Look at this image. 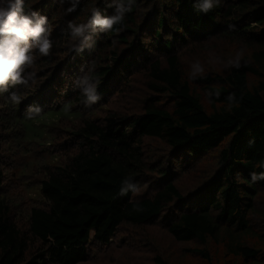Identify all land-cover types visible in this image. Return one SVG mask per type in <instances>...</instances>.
Segmentation results:
<instances>
[{
  "label": "trees",
  "instance_id": "1",
  "mask_svg": "<svg viewBox=\"0 0 264 264\" xmlns=\"http://www.w3.org/2000/svg\"><path fill=\"white\" fill-rule=\"evenodd\" d=\"M29 3L49 17L53 49L19 105L0 97V129L32 121L29 106L80 114L53 143L60 162L41 174L43 204L23 225L0 144V264H170L154 246L166 237L205 264H264V180H251L264 172V0H220L208 14L195 0H140L120 33L97 35L83 53L71 51L67 27L86 22L94 0L68 14L57 0ZM241 47L247 66L215 62ZM197 60L205 73L193 81ZM90 63L101 100L85 108L73 82ZM209 92L219 93L211 103ZM127 176L140 193L119 195Z\"/></svg>",
  "mask_w": 264,
  "mask_h": 264
},
{
  "label": "clouds",
  "instance_id": "2",
  "mask_svg": "<svg viewBox=\"0 0 264 264\" xmlns=\"http://www.w3.org/2000/svg\"><path fill=\"white\" fill-rule=\"evenodd\" d=\"M58 4L64 8V13L68 14L76 11L81 0H57ZM99 0H94L93 7L86 22H69L67 35L72 42L71 51L83 53L86 49H91L95 44V37L101 33H120L125 25L126 19L134 9L138 8L140 0H104L107 7L113 9L111 16L101 13L95 6ZM220 4V0H195L194 7L201 13L208 14ZM230 25V29H234ZM53 25L49 17L43 15L41 11L30 6L29 0H0V97L7 93V102L19 105L25 97L27 90L37 83V63L42 57H48L53 49L51 34ZM115 43V41H114ZM245 48H239L232 57L222 60L215 58V62L223 64L225 69H240L247 66L244 60ZM243 61V63H242ZM204 65L197 60L190 66L189 79L195 81L204 78ZM74 87L82 97L81 103L85 108L96 105L101 96L98 89L102 83L99 78L94 63H90L86 70L74 80ZM17 86H21L19 90ZM219 96V93H208L209 102L211 97ZM229 103L235 102V95L227 97ZM42 109L38 106H29L25 112L26 119L38 117ZM252 182L264 180V172L252 173ZM131 176L125 177L119 195L125 196L129 189L132 194L141 192L142 186L137 182H132ZM136 210H140L139 204L135 205Z\"/></svg>",
  "mask_w": 264,
  "mask_h": 264
},
{
  "label": "rangeland",
  "instance_id": "3",
  "mask_svg": "<svg viewBox=\"0 0 264 264\" xmlns=\"http://www.w3.org/2000/svg\"><path fill=\"white\" fill-rule=\"evenodd\" d=\"M61 108L64 109L59 112L54 110L44 116L40 114L32 121H26L24 126L18 122L17 132L8 131L7 128L0 129V144L8 155L7 171L4 169L8 177L5 193L7 199L16 205V210L20 211L18 214L21 217L17 218V222L24 217L20 221L21 225L27 223L29 220L27 216L34 207L43 204L39 184L41 174H45L47 167L58 165L60 162L57 153L52 151L53 143L63 138V132L72 130L73 125L77 123L71 114L73 111L80 112L75 105L66 104ZM59 121L64 123L57 128ZM159 237L161 236H156L158 242ZM166 240L167 244H163L164 247L159 248L155 244L154 246L161 253L170 254V264H205L195 254H189L185 250L187 245L175 244L168 237ZM190 247L193 245L190 244ZM99 260L94 264H116V261L111 263V258Z\"/></svg>",
  "mask_w": 264,
  "mask_h": 264
}]
</instances>
